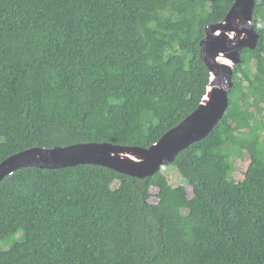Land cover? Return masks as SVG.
<instances>
[{
    "label": "trees",
    "instance_id": "1",
    "mask_svg": "<svg viewBox=\"0 0 264 264\" xmlns=\"http://www.w3.org/2000/svg\"><path fill=\"white\" fill-rule=\"evenodd\" d=\"M234 2L0 0V164L33 148L149 149L199 108L205 28ZM253 26L225 115L171 165L183 184L18 170L0 184V264H264V0Z\"/></svg>",
    "mask_w": 264,
    "mask_h": 264
},
{
    "label": "water",
    "instance_id": "2",
    "mask_svg": "<svg viewBox=\"0 0 264 264\" xmlns=\"http://www.w3.org/2000/svg\"><path fill=\"white\" fill-rule=\"evenodd\" d=\"M256 3L257 0H235L223 21L205 28L200 50L211 76L207 94L197 110L149 149L111 143L33 148L0 164V184L24 168L60 170L97 165L132 178L145 179L172 165L179 153L205 139L225 115L229 91L235 86L234 70L242 62L241 52L255 50L260 40L253 26Z\"/></svg>",
    "mask_w": 264,
    "mask_h": 264
},
{
    "label": "rangeland",
    "instance_id": "3",
    "mask_svg": "<svg viewBox=\"0 0 264 264\" xmlns=\"http://www.w3.org/2000/svg\"><path fill=\"white\" fill-rule=\"evenodd\" d=\"M70 146H72V145H70ZM66 147H68V146H66ZM249 163H250L249 162V155H247V154H245L243 160H239L236 163V167H237L236 176L237 177L240 176L242 174V172H245L246 167L248 166ZM163 171H164V174L166 175L167 179L169 180L170 184H172L173 186L176 187L178 185L183 184L182 183V178L179 175V173H178V171H177V169L175 167H172L170 165V166L164 168ZM151 192H152L153 196H155V194L157 193V190L153 189V190H151ZM187 192L189 194V197H192V190L190 189V187H187ZM150 202L151 203H157L158 202V199L156 197H152L150 199Z\"/></svg>",
    "mask_w": 264,
    "mask_h": 264
},
{
    "label": "clouds",
    "instance_id": "4",
    "mask_svg": "<svg viewBox=\"0 0 264 264\" xmlns=\"http://www.w3.org/2000/svg\"><path fill=\"white\" fill-rule=\"evenodd\" d=\"M241 55H242V52H241ZM238 66V65H237ZM236 68V67H235ZM235 77V76H234ZM210 78H211V76H210ZM235 79V78H234Z\"/></svg>",
    "mask_w": 264,
    "mask_h": 264
},
{
    "label": "bare ground",
    "instance_id": "5",
    "mask_svg": "<svg viewBox=\"0 0 264 264\" xmlns=\"http://www.w3.org/2000/svg\"><path fill=\"white\" fill-rule=\"evenodd\" d=\"M221 60L225 61L224 59H221Z\"/></svg>",
    "mask_w": 264,
    "mask_h": 264
}]
</instances>
